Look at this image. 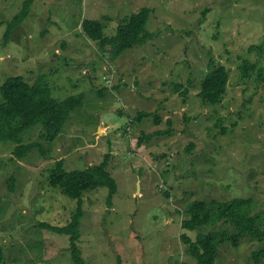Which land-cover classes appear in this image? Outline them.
Returning a JSON list of instances; mask_svg holds the SVG:
<instances>
[{
  "label": "rangeland",
  "instance_id": "1",
  "mask_svg": "<svg viewBox=\"0 0 264 264\" xmlns=\"http://www.w3.org/2000/svg\"><path fill=\"white\" fill-rule=\"evenodd\" d=\"M25 1L0 0V87L10 76L31 85L45 76L58 102L79 93L85 102L52 143L40 126L28 130L25 142L40 147L23 160L16 143L0 142V264H76L69 236L41 226H67L77 207L50 184L61 159L84 170L111 153L112 205L106 187L84 195L79 246L90 264H117L119 255L123 264H196L181 233L196 240L227 225L182 230L191 201L251 199L254 213L264 210V80L241 70L245 59L264 67V0H35L5 44ZM143 8L154 38L116 59L82 32L85 19L109 16L112 37ZM211 64L230 72L216 106L199 95ZM142 111L151 116L133 121ZM261 247L250 236L223 244L215 264H251Z\"/></svg>",
  "mask_w": 264,
  "mask_h": 264
},
{
  "label": "trees",
  "instance_id": "2",
  "mask_svg": "<svg viewBox=\"0 0 264 264\" xmlns=\"http://www.w3.org/2000/svg\"><path fill=\"white\" fill-rule=\"evenodd\" d=\"M35 0H26L22 10L9 22L4 35V43L8 44L13 31L21 25L30 15L31 7ZM150 9L143 8L133 14L129 19H124L118 25L114 36L105 35L106 24L111 21L105 16L108 23L100 20L85 19L82 23V32L85 36L101 47H111L113 59L120 57L126 51L134 47L144 45L153 38V34L146 29L150 16ZM80 35V34H79ZM82 37V35H80ZM66 42L63 47H66ZM201 84L200 97L207 105L216 106L222 103L230 80L229 70L223 66H214ZM244 78H250L258 71V80H264V67L259 68L256 63L248 59L241 66ZM47 78L40 77L35 84L31 85L21 76H10L5 79L0 87L2 101L0 102V142L12 141L16 143V156L23 160L25 156L40 145L36 142L26 143L25 133L35 126L43 129L42 138L49 143L54 142L63 132L72 113L84 106L85 95L79 93L62 102H58L51 96V89L47 85ZM180 84H175V90L180 89ZM188 90L181 92L187 96ZM185 102V100H184ZM153 115V114H152ZM130 116V115H128ZM151 116L149 112L137 113L133 121H142L144 117ZM132 117V116H131ZM158 124L161 119L157 117ZM169 123L172 122L169 120ZM160 134L169 132L160 131ZM193 147L191 144L190 148ZM189 148V150H190ZM48 151L41 150L42 155ZM111 153L104 155V160L99 164L89 166L84 170H71L65 168V160L58 161L50 170V184L54 188H60L61 192L77 202L75 213L67 226L57 227L42 223L44 226L57 234L69 236V250L73 254L76 264L87 263L80 250V224L83 218L84 195L88 191H94L101 187L108 188L107 203L111 206L113 198L118 192V184L109 172ZM15 178L10 179V189L14 190ZM165 195L170 196L169 192ZM253 200L234 198L229 201L202 200L191 201L186 208L187 217L182 220L181 229L194 231L199 228H208L219 223L226 224V229L210 230L199 233L193 240L186 232L181 233L180 238L187 246V252L195 259L196 264H215L218 257V249L223 244H231L238 247L245 236L262 244V247L252 254L251 264L264 263V210L254 213ZM2 262V250L0 249V263ZM117 264H123L119 255Z\"/></svg>",
  "mask_w": 264,
  "mask_h": 264
},
{
  "label": "crops",
  "instance_id": "3",
  "mask_svg": "<svg viewBox=\"0 0 264 264\" xmlns=\"http://www.w3.org/2000/svg\"><path fill=\"white\" fill-rule=\"evenodd\" d=\"M115 21H116L115 19H111V21L109 22V24H110V23H114ZM109 24H107L106 29L109 28ZM53 25H56V23L53 24ZM77 37H81V36H80V35H77ZM81 38H82V37H81Z\"/></svg>",
  "mask_w": 264,
  "mask_h": 264
},
{
  "label": "bare ground",
  "instance_id": "4",
  "mask_svg": "<svg viewBox=\"0 0 264 264\" xmlns=\"http://www.w3.org/2000/svg\"><path fill=\"white\" fill-rule=\"evenodd\" d=\"M154 38V37H153ZM182 88H184V87H182ZM55 141V140H54ZM162 188H163V186H162Z\"/></svg>",
  "mask_w": 264,
  "mask_h": 264
},
{
  "label": "clouds",
  "instance_id": "5",
  "mask_svg": "<svg viewBox=\"0 0 264 264\" xmlns=\"http://www.w3.org/2000/svg\"><path fill=\"white\" fill-rule=\"evenodd\" d=\"M29 154V153H28Z\"/></svg>",
  "mask_w": 264,
  "mask_h": 264
}]
</instances>
